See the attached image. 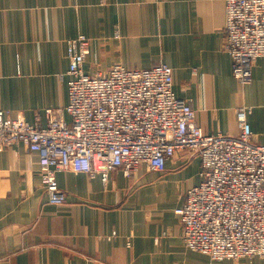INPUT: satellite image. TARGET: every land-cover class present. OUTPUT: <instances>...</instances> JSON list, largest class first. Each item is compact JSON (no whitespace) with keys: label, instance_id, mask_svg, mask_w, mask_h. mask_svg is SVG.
Masks as SVG:
<instances>
[{"label":"crops","instance_id":"obj_1","mask_svg":"<svg viewBox=\"0 0 264 264\" xmlns=\"http://www.w3.org/2000/svg\"><path fill=\"white\" fill-rule=\"evenodd\" d=\"M225 24L221 0H0V110L46 126L45 110L69 102L67 41L83 34L91 40L87 74L167 64L175 94L206 133L238 136L236 111L247 108L253 140L264 145V58L241 85ZM193 157L178 154L162 174L119 169L106 185L61 172L67 202L54 205L39 154L21 143L8 148L0 156V264H264L213 261L185 246L175 211L202 181Z\"/></svg>","mask_w":264,"mask_h":264},{"label":"built area","instance_id":"obj_2","mask_svg":"<svg viewBox=\"0 0 264 264\" xmlns=\"http://www.w3.org/2000/svg\"><path fill=\"white\" fill-rule=\"evenodd\" d=\"M221 1L225 50L244 86L264 58V0ZM90 52L83 34L67 41L69 102L45 110L46 126L0 110V156L18 143L37 152L49 203L62 205L61 172L100 177L106 185L116 170L126 177L142 167L162 174L169 160L191 153L200 159L202 181L175 211L185 246L213 261L264 258V145L253 140L249 109L236 111L238 136L206 133L196 111L175 94L169 65H115L89 75L84 65Z\"/></svg>","mask_w":264,"mask_h":264},{"label":"rangeland","instance_id":"obj_3","mask_svg":"<svg viewBox=\"0 0 264 264\" xmlns=\"http://www.w3.org/2000/svg\"><path fill=\"white\" fill-rule=\"evenodd\" d=\"M184 153H188V152H184ZM188 155L192 156V154H191V153H188ZM192 157H193V156H192ZM193 158H194V157H193ZM152 173H155V174H160V173H156V172H152ZM176 181H177V179H176ZM178 189H179V186H178V184H176V185H174V187H173V189H172V190L178 191Z\"/></svg>","mask_w":264,"mask_h":264}]
</instances>
